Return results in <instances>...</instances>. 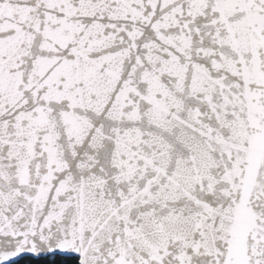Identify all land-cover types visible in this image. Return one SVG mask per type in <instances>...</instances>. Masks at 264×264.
Instances as JSON below:
<instances>
[{"label":"snow or ice","instance_id":"1","mask_svg":"<svg viewBox=\"0 0 264 264\" xmlns=\"http://www.w3.org/2000/svg\"><path fill=\"white\" fill-rule=\"evenodd\" d=\"M264 264V0H0V264Z\"/></svg>","mask_w":264,"mask_h":264},{"label":"trees","instance_id":"2","mask_svg":"<svg viewBox=\"0 0 264 264\" xmlns=\"http://www.w3.org/2000/svg\"><path fill=\"white\" fill-rule=\"evenodd\" d=\"M57 258H66V259H70L72 261V264H76V261L78 260V257L75 256H60V255H56ZM12 264H40V261L37 260V258H33V257H23L21 259H19L18 261L12 263Z\"/></svg>","mask_w":264,"mask_h":264},{"label":"water","instance_id":"3","mask_svg":"<svg viewBox=\"0 0 264 264\" xmlns=\"http://www.w3.org/2000/svg\"><path fill=\"white\" fill-rule=\"evenodd\" d=\"M55 255H60V256H75V255H71V254H61V253H56ZM26 256H28V255L21 256V257L17 258V260H14V261H9L8 264H12V263H14V262L18 261L19 259H21L23 257H26ZM29 257H31V256H29ZM75 257H77V256H75Z\"/></svg>","mask_w":264,"mask_h":264}]
</instances>
